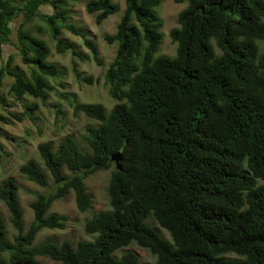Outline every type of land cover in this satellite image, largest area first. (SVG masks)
I'll list each match as a JSON object with an SVG mask.
<instances>
[{"label":"trees","instance_id":"obj_1","mask_svg":"<svg viewBox=\"0 0 264 264\" xmlns=\"http://www.w3.org/2000/svg\"><path fill=\"white\" fill-rule=\"evenodd\" d=\"M69 1L76 0H0V58L9 21L22 13L17 48L29 69L1 67L0 89L9 75L16 99L29 96L47 104L53 90L48 78L58 76L59 69L48 61V45L24 27L34 16L46 22L58 53L77 54L58 37L65 29L81 37L101 64L97 46L66 22ZM173 1L186 5L169 31L176 53L167 57L155 56L163 37L161 0H124L114 33L104 36L116 44L104 73L108 94L116 100L108 111L102 104L80 102L75 93L61 94L75 113L98 124L86 128V149L72 136L56 146L40 142L39 160L29 158L19 167L25 179L46 186L45 167L54 184L29 203L33 220L27 227L18 184L11 177L0 182V202L15 230L10 238L0 213V264H39L38 256L61 264H149L132 250L116 254L131 244L147 250L155 264H264V0ZM40 6H51L52 13H41ZM85 10L100 24L119 7L113 0H88ZM72 69L88 84L99 82L82 75L74 60ZM0 101L10 105L2 96ZM56 106L57 114L65 113ZM37 107L23 104L32 123ZM0 121L9 122L1 114ZM0 136L17 140L2 130ZM115 151L122 154L119 170L110 160ZM108 169L109 209L84 223V231L95 237L76 244H34L42 229L66 226L65 216L48 214L54 201L73 192L76 209L91 210L84 181Z\"/></svg>","mask_w":264,"mask_h":264},{"label":"rangeland","instance_id":"obj_2","mask_svg":"<svg viewBox=\"0 0 264 264\" xmlns=\"http://www.w3.org/2000/svg\"><path fill=\"white\" fill-rule=\"evenodd\" d=\"M17 3L19 0H12ZM88 0L69 1L67 4L66 22L72 23L91 40L98 49V56L101 64H97L89 51L84 45L81 37L72 34L63 29L59 34V38L73 45L77 54H73L70 49L64 53H58L55 49V40L52 38L50 30L45 21L38 16H34L29 20L24 21V27L32 34L42 39L50 48L51 54L48 61L53 62L59 69V75L48 78L53 90L49 92L47 104L41 103L38 99L29 96H23L18 100L10 93L9 87L13 78L5 75L0 89V96L4 97L5 102H9L7 106L0 101V114L7 118L8 123L0 121V130L6 131L17 138L16 141L9 140L0 136V143L3 150L0 151V182L7 177L13 178L19 187V199L23 209V220L27 227L33 220V212L29 203L36 197L37 194H48L53 190V180L45 167L44 171L47 174V185L40 186L27 179L19 172V167L29 158L39 160L37 153V144L40 142L50 141L54 146L65 136H72L78 144L84 149V135L86 128L89 125H97L98 122L85 116L82 112H74L69 105L68 100L61 96L65 93H75L78 100L84 104L96 105L102 104L108 111L116 100L108 94L107 86L104 82V73L109 63L112 61L116 44H109L105 41L104 36L114 33L117 22L124 9V0H113L119 7L116 14L110 15L100 24L95 22V13H87L85 4ZM186 5L183 3H175L173 0H161L157 9L161 18L160 31L163 33L161 43L155 56L173 57L176 53V43H174L169 31L172 27L177 26V15ZM39 10L43 14H51V6H40ZM25 17L18 15L9 21L10 34L6 42L1 44L0 68H9L11 70L28 72L27 66L21 61L18 48L20 46L17 39V28ZM8 59L10 63L7 65ZM72 60L77 64V68L82 75H89L93 80L99 82L88 84L77 78L72 69ZM23 104H36L38 107L34 114L37 118L36 123H32L23 113ZM65 112L62 115L56 113L57 106ZM10 113L22 115L21 122L16 121L10 116ZM110 175V169L101 170L89 175L85 179L87 191L92 198V208L89 212L80 213L75 206L73 192L68 193L64 197L54 201L48 214L55 213L66 217L65 228L59 229H42L36 236L34 244H40L45 241L61 242L69 240L76 244L80 240H90L95 237L93 234H88L84 231L85 221L100 210L109 209L108 195L106 186ZM0 213L2 214L10 238L15 234V230L11 227L8 221V212L2 202H0ZM148 223L152 225L160 234L161 237L170 241L169 233L158 226L151 218ZM132 250L140 257L141 262L155 264V257L147 250L139 248L135 244L116 251L120 255L123 251ZM232 256V255H230ZM39 264H61L47 256L37 257Z\"/></svg>","mask_w":264,"mask_h":264},{"label":"water","instance_id":"obj_3","mask_svg":"<svg viewBox=\"0 0 264 264\" xmlns=\"http://www.w3.org/2000/svg\"><path fill=\"white\" fill-rule=\"evenodd\" d=\"M110 160L114 162L115 167L119 170L121 169V160H122V154L120 151H115L110 155Z\"/></svg>","mask_w":264,"mask_h":264},{"label":"clouds","instance_id":"obj_4","mask_svg":"<svg viewBox=\"0 0 264 264\" xmlns=\"http://www.w3.org/2000/svg\"><path fill=\"white\" fill-rule=\"evenodd\" d=\"M114 163V162H113ZM115 165V164H114Z\"/></svg>","mask_w":264,"mask_h":264}]
</instances>
